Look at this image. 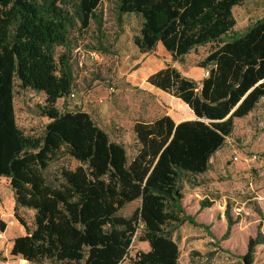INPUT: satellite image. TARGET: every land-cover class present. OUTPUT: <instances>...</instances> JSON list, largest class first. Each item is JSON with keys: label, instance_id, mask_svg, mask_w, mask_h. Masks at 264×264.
Returning a JSON list of instances; mask_svg holds the SVG:
<instances>
[{"label": "trees", "instance_id": "obj_1", "mask_svg": "<svg viewBox=\"0 0 264 264\" xmlns=\"http://www.w3.org/2000/svg\"><path fill=\"white\" fill-rule=\"evenodd\" d=\"M103 1L0 0V177L9 180L13 216L25 233L12 240L9 253L38 264H121L137 240L149 250L136 252L130 264H178L173 232L186 222L197 225L182 207L181 181L205 173L234 120L264 98V16L236 33L232 9L245 0H117L120 14L141 19L132 39L140 53L161 45L178 60L210 47L196 65L205 73L199 81L171 66L147 77L195 118L135 121L138 147L129 159L88 113L56 107L73 88L74 19L81 31L91 21L100 24L95 12ZM58 47L64 51L56 56ZM15 84L44 96L37 113L49 123L39 137L15 122ZM61 154L79 165L48 180V166ZM136 200L130 216L119 214ZM22 209L33 212L31 224ZM5 229L0 217V232ZM258 243L248 242L245 264L253 263Z\"/></svg>", "mask_w": 264, "mask_h": 264}, {"label": "rangeland", "instance_id": "obj_2", "mask_svg": "<svg viewBox=\"0 0 264 264\" xmlns=\"http://www.w3.org/2000/svg\"><path fill=\"white\" fill-rule=\"evenodd\" d=\"M95 13L101 18L100 24L91 21L86 30L81 31L74 19L69 34V64L76 97L59 100L56 107L60 112L88 113L110 141L124 146L130 159L138 147L132 131L135 121L150 122L163 115H169L174 122L195 118L178 99L150 86L147 77L171 66L199 81L205 73L196 65L210 47H197L178 60H173L161 45L140 53L132 40L139 33L138 16L120 14L117 0H104ZM232 13L234 31L242 33L264 16V0H245ZM63 51L56 48V56ZM14 90L17 126L27 135L41 136L47 122L38 115L37 107L43 105L44 96L21 90L17 84ZM78 165L72 157L61 154L49 164L46 177L52 180L60 169L73 170ZM180 185L182 207L197 225L186 222L173 232L179 250L178 264H245L243 256L250 240L260 242L255 246L252 264H264V98L247 116L234 120L231 135L210 158L208 170L185 178ZM139 204V200L128 203L119 214L128 217ZM13 208V191L9 181L2 177L0 217L6 229L0 232V264H38L9 253V243L25 234L14 219ZM20 214L31 224L32 211L22 209ZM148 250L147 243L134 240L121 264H130L136 252Z\"/></svg>", "mask_w": 264, "mask_h": 264}, {"label": "built area", "instance_id": "obj_3", "mask_svg": "<svg viewBox=\"0 0 264 264\" xmlns=\"http://www.w3.org/2000/svg\"><path fill=\"white\" fill-rule=\"evenodd\" d=\"M90 55H91V57H94V53H91V52H90ZM75 97H76V93H75V92L73 91V89H72L71 92L69 93L67 99L72 100V99H74Z\"/></svg>", "mask_w": 264, "mask_h": 264}, {"label": "crops", "instance_id": "obj_4", "mask_svg": "<svg viewBox=\"0 0 264 264\" xmlns=\"http://www.w3.org/2000/svg\"><path fill=\"white\" fill-rule=\"evenodd\" d=\"M235 8V7H234ZM46 119V118H45ZM46 122L47 123H49L48 122V119H46ZM181 122V121H180ZM47 123H45V125L47 124ZM176 123H179V122H176ZM26 134V133H25ZM0 178H2V177H0ZM3 178H5V177H3ZM7 179V178H6ZM8 180V179H7ZM9 181V180H8ZM11 246H12V241L9 243V249H11Z\"/></svg>", "mask_w": 264, "mask_h": 264}]
</instances>
